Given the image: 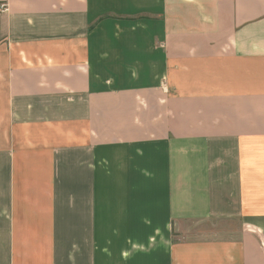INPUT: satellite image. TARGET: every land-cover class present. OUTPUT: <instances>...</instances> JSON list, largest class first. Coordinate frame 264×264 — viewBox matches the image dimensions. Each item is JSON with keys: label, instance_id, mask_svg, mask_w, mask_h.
<instances>
[{"label": "crops", "instance_id": "obj_1", "mask_svg": "<svg viewBox=\"0 0 264 264\" xmlns=\"http://www.w3.org/2000/svg\"><path fill=\"white\" fill-rule=\"evenodd\" d=\"M0 264H264V0H0Z\"/></svg>", "mask_w": 264, "mask_h": 264}, {"label": "built area", "instance_id": "obj_2", "mask_svg": "<svg viewBox=\"0 0 264 264\" xmlns=\"http://www.w3.org/2000/svg\"><path fill=\"white\" fill-rule=\"evenodd\" d=\"M0 10H1V11H4V10H5V5H3V4L0 5Z\"/></svg>", "mask_w": 264, "mask_h": 264}]
</instances>
